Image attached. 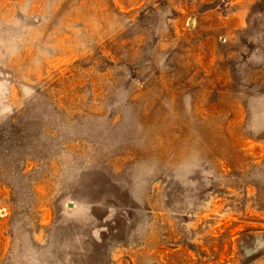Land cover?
Returning <instances> with one entry per match:
<instances>
[{"label": "rangeland", "instance_id": "1", "mask_svg": "<svg viewBox=\"0 0 264 264\" xmlns=\"http://www.w3.org/2000/svg\"><path fill=\"white\" fill-rule=\"evenodd\" d=\"M0 264H264V0H0Z\"/></svg>", "mask_w": 264, "mask_h": 264}]
</instances>
